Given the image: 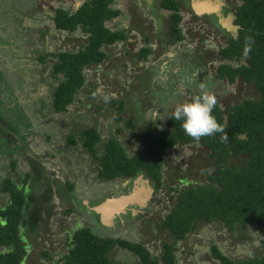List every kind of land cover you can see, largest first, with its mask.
<instances>
[{
	"label": "rangeland",
	"instance_id": "374dc122",
	"mask_svg": "<svg viewBox=\"0 0 264 264\" xmlns=\"http://www.w3.org/2000/svg\"><path fill=\"white\" fill-rule=\"evenodd\" d=\"M82 1L44 0V2L36 3V0H0V88H4L3 78L7 77L9 79L7 90L13 89L17 92L15 96L17 100L13 102L10 113L6 116H11L13 119L22 117L23 120L33 121L38 125L33 127L27 135L26 142L32 152L43 161L45 172H56L63 183L69 181L74 185L75 192L72 193L74 197L77 195L87 200L91 195H97L94 189L97 186L96 183L101 182L102 179L96 178L95 165H90L93 161L91 154L84 152L80 142L76 144L69 142L67 135L70 132L97 125L99 132L104 136L111 137L115 133L131 155L135 151L144 150L142 140L134 138L130 129L119 127L120 130H117V127L113 126L117 111L108 105L109 99L124 96L131 103V106L124 112V120L132 117L137 111L138 119L153 124V127H159V125L165 126L166 118L180 103L189 102L193 97L201 94L214 95L225 110L228 105L238 103L247 96H255L257 91L251 84L241 80L232 83L217 76V72L213 69L220 63L221 58L215 50L219 44L216 37L224 34V31L216 28V32L209 31L202 34L190 19L194 14L192 10L187 8L182 10L180 28L184 33L183 38L173 45H165L171 35H167L166 38L161 37L164 33L160 25L165 19L169 25L168 11L164 12L158 6V13L152 7L151 0H114L111 6L121 10V15L109 20L108 26L111 28L128 27L136 22L137 34L134 36L129 32L127 37L130 39L106 45L107 58L101 65L94 66L87 72L89 77L87 83H93L91 79L97 76L98 84L92 87L88 84L84 87L77 101L67 112L51 113L47 105L50 104L51 96L49 95L54 87L53 83L56 82L52 77V66L57 60L51 53L61 50L78 51L85 43L87 35L80 27L74 32L68 31L69 34L60 32L56 34L55 31L47 33L48 28L46 27H50L54 20L52 11L47 10V7L51 6L56 9L66 7V9L75 11V8L83 4ZM192 1L194 11H197L196 8L201 1L214 5L211 11L219 10L223 6L231 8L234 6L232 0ZM54 3H59V6L54 7L52 5ZM136 6L140 12L132 19L129 15L134 8L136 10ZM41 7L45 9L44 14L38 13ZM161 11L165 13V16ZM206 12L210 11L197 13L203 16ZM203 17H201L202 20H206V17ZM231 17L232 15L223 17L222 20L224 24L234 29V26L230 24ZM206 24L211 25V22ZM143 34L151 35L152 40L147 59L136 54L141 47ZM196 38L200 40V43L207 44L209 49L204 50L206 51L205 59L201 60L192 74L187 73L188 58L185 51L194 49ZM38 50L50 54L42 61L38 58ZM213 65H215L214 68ZM147 66L152 70L145 68ZM181 69L183 72H179ZM2 73H5V76H2ZM20 74L24 76L23 82L21 79L12 80ZM90 87L91 92L88 90ZM9 94L11 93L8 92L7 95L0 89V98L8 101L10 100L8 99ZM99 105L101 108L97 109ZM155 110H159V116L166 118L155 121L152 117V112ZM19 129L23 131L25 126L20 125ZM165 155L162 184L159 188L149 192L151 204L143 208L142 212L136 218L134 217L135 219L122 222L105 233V235L132 242L141 240L157 257L162 255L163 241L172 240L169 239L170 234L167 230L158 232L155 227L164 220L167 210L164 208L176 203L178 194L175 191L176 188H183L188 183L205 181L208 175L215 171L209 148L199 141L177 144L167 149ZM11 156L15 157L7 152H0V186L6 176H10L19 185H23L24 174L22 172L28 169L27 162H24L23 157H19L20 164L14 169L11 166ZM74 157L87 162H77ZM242 159L243 157L230 158L228 163L240 164ZM144 178H137L136 186L143 188L147 186L148 182L146 183L144 181L146 178ZM132 180L130 178L117 179V183L122 187L116 192L111 190L104 192L105 196L107 198L118 197L120 193L123 194L125 184ZM146 192L144 188V194ZM140 193L142 194L143 190ZM145 197L142 199L144 200ZM0 199V205H5L9 202L10 194H2ZM49 203L52 207L46 205L50 207L48 209L50 214L44 212L45 223H40L35 240L26 233L27 227L21 226L22 238L27 243L25 247L31 257L26 260L25 264H49L62 258L69 250L71 242L69 237H72L74 231L81 227L90 226L93 232L100 234L105 229L96 217L90 219L88 214L71 211L74 209L73 204L69 206L71 209L69 212L67 206L71 204L70 200L67 202L53 198V203L52 200H49ZM81 206L79 203L80 208ZM142 227H145L147 231L143 233L147 236L145 239L138 238ZM243 234L244 232L241 231L229 233L227 228L220 223L200 222L195 230L175 244L177 264H219L214 256V245L227 256L244 258L256 252L264 243V236L260 237L253 228L246 240H240ZM44 249L49 251L53 259L42 256ZM111 257L127 264H143L138 255L120 246L112 251Z\"/></svg>",
	"mask_w": 264,
	"mask_h": 264
},
{
	"label": "trees",
	"instance_id": "16d2710c",
	"mask_svg": "<svg viewBox=\"0 0 264 264\" xmlns=\"http://www.w3.org/2000/svg\"><path fill=\"white\" fill-rule=\"evenodd\" d=\"M113 1L87 0L74 12L58 9L55 16L58 28L74 32L80 27L87 37L78 51L61 50L51 53L57 58L52 66V77L56 82L53 83L54 87L49 95L50 104L47 105L51 113L67 112L77 101L85 85L84 69L88 65L103 63L107 58L105 46L127 37L125 29L107 26V21L121 14L119 9L111 6ZM157 1L164 11L171 13L170 41H179L183 38L180 28L182 15L179 12L183 3L180 0ZM238 2L232 13L239 29L236 37L228 35L227 43L220 52L221 62L216 72L218 77L229 82L241 80L251 84L257 94L230 104L225 110L216 100L212 114L227 131V140L221 141L220 133L194 140L186 135L181 121L174 118L175 110L168 119L169 129L152 127L153 125L138 119L137 111L124 121V112L131 103L123 98L109 101L108 105L117 111L113 126L120 130L119 127L123 128V122L134 138L142 139V152H134L131 155L115 133L111 137L104 136L99 132L97 125L72 131L67 135L69 142H80L84 152L91 154L94 162L90 165H95L96 178H132L134 181L140 176L142 179L145 177L146 182L150 179L152 186L156 188L162 184L167 148L193 141H199L209 148L215 171L209 174L205 181L188 183L179 189L177 204L160 225L161 229L169 231L174 241H165L162 255L157 257L140 242L114 238L105 235L104 231L100 234L93 232L90 226H84L74 231L68 252L49 264H127L111 257L117 246L134 252L143 264H177L175 244L195 230L200 222L220 223L229 233L244 232L240 240H246L252 228L260 237L264 236V0ZM38 51V58L42 61L50 54ZM149 52V49L144 48L142 56L146 57ZM9 92L10 100L0 98V136H6L0 138V152L10 154L22 146H28L26 136L38 125L33 121L23 120L22 117H10V120L5 118L4 111H10L13 102L17 100V92L13 89ZM18 107L20 108V105ZM100 108L101 105L97 107ZM20 122L22 123L19 124ZM20 125L26 126L24 132L19 129ZM12 144L15 145L11 147ZM18 145L22 146L17 147ZM26 155L33 166L39 167V171L45 173L44 166L39 160L34 161L29 150ZM238 157H243L240 164L228 163L230 158ZM74 158L80 163L87 162L80 161L79 157ZM11 164L15 169L16 160H12ZM42 177L37 180L30 170L23 177V185H19L10 176H6L1 182L0 196L8 193L10 199L7 204L0 205V264H25L28 258L31 259L25 247L27 243L22 238L21 226H26V233L36 239L44 212L50 214L45 203L55 194L53 187L60 190L66 186L69 191L75 192L74 185L69 181L62 183L54 171L50 173L47 184L44 183L45 177ZM56 193L58 194V191ZM105 200L95 199L85 204L79 199V203L82 205V212H87L92 218L96 217L105 227L104 230H107L110 227L101 222V213L95 209ZM134 217L131 211L123 213L122 216L115 217L114 223L117 224L125 218L132 220ZM213 250L219 264H264V243L256 252L244 258L227 256L215 245ZM42 256L53 259L47 249L42 251Z\"/></svg>",
	"mask_w": 264,
	"mask_h": 264
},
{
	"label": "flooded vegetation",
	"instance_id": "af4514ba",
	"mask_svg": "<svg viewBox=\"0 0 264 264\" xmlns=\"http://www.w3.org/2000/svg\"><path fill=\"white\" fill-rule=\"evenodd\" d=\"M147 1H149V0H147ZM182 3H183V5L181 6V8H180V10H179V12L181 13V15H182V10L183 9H189V10H192L193 12H194V14H192V18H190L193 22H194V24L196 25V29L197 30H199V32H201L202 34H205V33H208L209 31H212V32H216V28H219L220 30H223L224 31V34H222L221 36H218L217 35V37H216V41L217 40H219V44L217 45V47H216V51H217V54H218V56H220V52H221V49L223 48V47H225V45H226V43H227V40H228V35L230 34V35H233L234 37H236V35H237V32H238V29H239V26L237 25V24H235V22H234V16H233V13H232V10L234 9V7H235V5H237V4H239V2H238V0H232L233 2H234V6L231 8L230 6H228V7H225V6H223L222 8H220L219 10H213V11H210V12H206L205 14H203V16H205L206 18V20H202V18L201 17H203L202 15H200V14H198L197 13V11L195 10L194 11V8L192 7V3H193V1L192 0H180ZM157 0H151V5H152V7L159 13V7L161 8V9H163L162 7H161V5L158 3L157 4ZM212 5V4H211ZM159 6V7H158ZM212 6H214V5H212ZM138 8V6H136V10H135V8H134V10L132 11V13L129 15V17L131 18L132 17V19H134L135 18V16L134 15H139V12H140V10H139V8ZM121 11V10H120ZM164 11V10H163ZM161 11L162 13H163V15L165 16V13L164 12H166V11ZM170 14L171 13H169V12H167V16H168V18H167V21H168V19H170ZM121 15V14H120ZM123 15V14H122ZM230 15H232V17H231V20H230V24L232 25V26H234L233 28L234 29H232V27H230V26H228V25H226V24H224V22H223V17L224 18H226V17H228V16H230ZM196 17V18H195ZM182 19V18H181ZM203 19H204V17H203ZM163 22V23H162ZM161 23V30H162V28H163V30H162V33H164V34H162V36L161 37H165L166 38V36L167 35H169V25L167 24V22H166V19L164 20V21H162ZM170 22V21H169ZM208 22H211V25H207L206 23H208ZM136 22H133L130 26H128V27H124V26H118V27H116V29H125V31H126V33H133V35L135 36L136 34H137V31L135 30L136 29V27H137V24H135ZM207 25V26H206ZM114 28V27H113ZM182 34L184 35V33H183V30H182ZM226 35V36H225ZM150 36L151 35H147V34H143V41L141 42V47H140V49L137 51V55H139L140 57H142V58H145V59H147L146 57H148V55L150 54V52L148 53V55L146 56V57H143L142 56V50L144 49V48H147V49H149L150 50V46H151V42H152V40L150 39ZM207 37H209V34H207ZM129 37H126L125 39H122L121 41H126L127 39H128ZM130 39V38H129ZM224 39V40H223ZM120 41V40H119ZM178 41H176V42H174V43H172L171 41H170V38L167 40V42L165 43V45H173V44H175V43H177ZM116 43H118V42H116ZM162 45H163V43H161ZM206 49H209L208 47H207V44H202V43H200V40H197V38L195 39V42H194V49H189V50H186L185 51V53L187 54V58H188V60L186 61L187 63H186V65H187V69L189 70H187V73H194L195 72V70L198 68V66H199V64L201 63V60L203 61L204 59H205V52L206 51H204V50H206ZM210 49H212V48H210ZM213 50V49H212ZM135 54V55H136ZM221 58V57H220ZM192 60H194V61H192ZM215 61L213 60V64H215L214 63ZM220 62H221V59H220ZM220 64V63H219ZM218 64V65H219ZM218 65L214 68V66L215 65H213V71H215L216 72V70H217V67H218ZM194 67H196V68H194ZM145 68H148V70H152L151 68H149V66H147V67H145ZM157 69V68H156ZM176 70V69H175ZM185 71V70H184ZM179 72H183V70L181 69V70H179ZM5 76V73H2V76ZM22 74H20V75H18V76H16V77H14V78H12V80L14 81V80H16V79H21V82H23V78H24V76L22 77L21 76ZM3 82H4V88H0V89H2L7 95H8V92L10 91H8V92H6L7 91V88L6 87H8L7 86V84L6 83H9V81H8V78L6 77H4L3 78ZM229 82V81H228ZM6 84V85H5ZM194 92H196L195 90H194ZM15 93V92H14ZM198 94H201V93H199V92H197ZM198 94H196V95H198ZM117 98H123V99H126L124 96H122V97H116V98H112V99H117ZM109 101H110V99H109ZM108 101V102H109ZM126 101H127V99H126ZM109 104V103H108ZM141 110V109H140ZM136 112V111H135ZM135 115V114H134ZM171 114H169V116H170ZM5 116V118H7V119H9L10 117H8V116H6V115H4ZM169 116L166 118V120H165V126H163V125H159V129H169V126H168V119H169ZM10 120V119H9ZM125 121V120H124ZM123 123V122H122ZM121 123V124H122ZM147 124H149V123H147ZM149 125H153V124H149ZM157 126V125H156ZM153 127V126H152ZM123 128L125 129V128H127V127H125L124 125H123ZM122 128V129H123ZM129 129V128H128ZM11 130V129H10ZM26 130V126H25V129H24V131ZM11 131H13V130H11ZM24 131H22V132H24ZM2 137H6L5 135H3V134H1V136H0V138H2ZM143 137V136H142ZM26 138H27V136H26ZM138 140H139V138H137ZM142 140V139H141ZM142 142H144L143 140H142ZM144 144V143H143ZM13 145H15V144H12L11 145V147L13 146ZM28 145V144H27ZM177 145V144H176ZM176 145H174V146H176ZM22 145H18L17 147H21ZM173 147V146H172ZM27 148H28V150H29V152L31 153V155L33 156V159H34V161H35V159L36 160H39V162H40V164H42L43 165V161H41L39 158H38V156L36 155V154H34L33 152H32V150L30 149V147H28V146H25L24 148H23V146H22V148H20L19 150H14L13 151V153H10V155H13V156H15L14 158L11 156V163H12V160H16V162H17V166H16V168L18 167V165L20 164V161H19V157H23V159H24V162L26 163L27 162V167H28V169L27 170H24V172H22L23 174H24V176H25V173L26 172H28V171H30V170H32L33 171V175L35 176V178L38 180H40L41 179V177L42 176H44L45 178L44 179H46L45 180V184H47V181H49L48 180V177L50 176V171H46L45 173L44 172H40L39 171V167H35V166H33V163H31L30 161H29V158H28V156L26 155V152H28V150H27ZM167 149H170V147L169 148H167ZM166 149V150H167ZM136 152H138V151H135V153ZM67 160V159H66ZM12 165V164H11ZM163 172V171H162ZM56 173V172H55ZM57 174V173H56ZM163 174V173H162ZM58 175V174H57ZM51 177H52V174H51ZM58 177H59V175H58ZM43 178V177H42ZM138 179H142V177H137ZM136 178V179H137ZM97 179H98V177H97ZM117 179H125V178H117ZM117 179H114V180H101V182H97L96 183V188L94 189V192H96L97 193V195H91L90 196V199H87V200H85V199H81V198H79L77 195H76V198L73 196V194H72V191H69L68 190V188L66 187V186H64V187H61V189L59 190V189H57V188H55V187H53V191H54V193L55 194H53V196H52V198L50 199V200H52V203H53V198H59V199H61L62 201H64V200H66L67 202L70 200L71 201V204H69L68 206H67V210L68 209H70L69 208V206L70 205H74V209H72L71 211H76V212H79V213H82V214H88L87 212H82L81 210V208L79 207V199H80V201L81 202H83V203H85V204H87V203H89V202H93L95 199H103V198H105V199H107V197L105 196V193L104 192H107L108 190H111V191H113V192H116V191H119L118 189H120V187H122V185H119V183H117ZM129 179V178H128ZM130 179H132V178H130ZM135 179V180H136ZM130 181L129 183H126L125 185H126V187L124 188V190L122 191L123 192V194L122 193H120L121 195H131V194H133L134 192V195H132L131 197H130V199L131 200H133V202H131V203H129L126 207H125V209L124 210H122L121 212H117L116 214H114L113 216H112V219H111V223H110V225L109 224H106V222H104V219H103V216L100 214V220H101V222H103L105 225H107V226H109L110 228L109 229H112L113 227H115L116 225H119L120 223H122V222H128L129 220H127L126 218L125 219H123V220H121V221H119V223H117V224H115L114 222H115V217L118 215L119 217L120 216H122V214L124 213V214H127V213H129L130 211L135 215V218H136V216L137 215H139L141 212H142V209L143 208H145V207H148L149 206V204H151L150 203V198H151V196L149 197V192H151L152 190H154V189H156V187H153L152 186V184H151V182H150V179H148L147 181H148V185L147 186H144V188H145V190L147 191L145 194H147V196L144 194V188L143 187H138V186H136V181ZM22 182H23V178H22ZM63 183V182H62ZM103 183H106V184H103ZM129 184V185H128ZM54 186V185H53ZM124 186V185H123ZM159 188V187H158ZM179 189H181V188H176V190L175 191H177V193H178V191H179ZM143 190V193L141 194L140 193V191H142ZM58 191V194L56 193ZM121 195H119V196H121ZM93 196V197H92ZM118 196V197H119ZM142 196V197H141ZM146 196V197H145ZM145 197V199L143 200L142 198H144ZM177 197H178V194H177ZM122 202H124L123 204H122V206L123 205H125V201H124V199H122ZM49 202H46L45 203V205L47 204V205H49V206H51L52 207V205L49 203ZM177 204V200H176V203L174 202L172 205H168L167 206V208H164V210H166V213H165V215H164V219L166 218V216L172 211V209H173V207L175 206ZM46 205V207L49 209L50 207H48ZM122 206H119L118 205V207L119 208H121ZM57 208V207H56ZM117 208V207H116ZM60 210H61V208H60ZM71 211H69V212H71ZM51 212H52V210H51ZM89 215V217H90V219H92V216L90 215V214H88ZM45 216V215H44ZM124 216H126V215H124ZM134 218V219H135ZM133 220V219H132ZM164 221V220H163ZM162 221V222H163ZM44 222V219L42 220V222H40V223H43ZM45 223V222H44ZM39 225H41V224H39ZM161 225V224H160ZM160 225L158 226L157 225V227H155V230H157L158 232L159 231H166V229H161V227H160ZM108 230V229H107ZM107 230H104V233H106V231ZM168 231V230H167ZM169 232V231H168ZM140 236L138 237V238H146L147 236H145L143 233H147V231L145 230V227L143 228H141L140 229ZM71 238L72 237H69V239H70V241H71ZM169 239H172L171 241L173 242L174 241V237H172V236H170L169 235ZM166 241V240H165ZM165 241H163V243L165 242ZM171 241H168V242H171ZM140 243H142L143 241H139ZM142 244H144V242L142 243ZM145 245V244H144ZM70 246L71 245H69V248H70ZM163 249H164V247H163Z\"/></svg>",
	"mask_w": 264,
	"mask_h": 264
},
{
	"label": "clouds",
	"instance_id": "9594fccd",
	"mask_svg": "<svg viewBox=\"0 0 264 264\" xmlns=\"http://www.w3.org/2000/svg\"><path fill=\"white\" fill-rule=\"evenodd\" d=\"M215 104L216 99L212 94L196 96L189 102L180 103L175 108L173 116L176 120L181 121V127L184 129L186 135L192 137L194 140L220 133V140L224 141L227 140L228 133L212 114ZM152 117L155 121L166 118L159 116V110L153 111Z\"/></svg>",
	"mask_w": 264,
	"mask_h": 264
},
{
	"label": "water",
	"instance_id": "95a60500",
	"mask_svg": "<svg viewBox=\"0 0 264 264\" xmlns=\"http://www.w3.org/2000/svg\"><path fill=\"white\" fill-rule=\"evenodd\" d=\"M196 9H197V12H199V8H196ZM200 11H211V10L202 9ZM134 193L131 195H121L119 197L107 198L104 202L96 206L95 209L101 213V215L103 216L104 222L110 225L112 216L116 214L117 212H121L122 210L125 209V207L129 203L133 202V200H131L130 197L134 195ZM119 199H124V201L126 202L125 205H123L121 208L118 207L119 202L117 201H119Z\"/></svg>",
	"mask_w": 264,
	"mask_h": 264
},
{
	"label": "crops",
	"instance_id": "0c3cea01",
	"mask_svg": "<svg viewBox=\"0 0 264 264\" xmlns=\"http://www.w3.org/2000/svg\"><path fill=\"white\" fill-rule=\"evenodd\" d=\"M59 0H56V2H58ZM87 1V0H86ZM37 2H44V0H36V3ZM83 3L85 2V0H83L82 1ZM54 7H58L59 6V3H54V4H52ZM82 5V4H81ZM80 5V6H81ZM79 6V7H80ZM79 7H77V9L79 8ZM58 9H65V10H68V11H70V12H74V11H71V10H69V9H66V7H59V8H51V6H49V7H47V10H50V11H52V14H53V24L50 26V27H46V28H48V29H46V31H47V33H51V32H56V34H57V32H60V33H62V34H64V33H67V34H69V32H68V30L66 31L65 29H60V28H58L57 26H56V24H55V16H56V13H57V11H58ZM75 10H76V8H75ZM38 13L39 14H44L45 13V9H42V7L39 9V11H38ZM116 18V17H115ZM114 19V18H113ZM58 36V35H57ZM87 37V36H86ZM85 41H86V39H85ZM102 63H100V64H96V65H88L85 69H84V73H85V76H86V82H85V85H84V87H86L88 84L89 85H91V87L92 86H95L96 84H98V78H96V77H93L91 80H92V82L93 83H87V80L89 81V77H88V74H87V72L89 71V69L90 68H93L94 66H99V65H101ZM8 81H9V79H8ZM14 81H17V80H14ZM19 82V81H18ZM20 83V82H19ZM7 84V86L9 85V83H6ZM98 86V85H97ZM9 87V86H8ZM84 87L82 88V89H84ZM91 87L88 89V90H91ZM9 91V89L7 90V92ZM7 101V100H6ZM72 106V105H71ZM70 106V107H71ZM10 113V111L8 110L7 112H5L4 111V114L6 115V114H9Z\"/></svg>",
	"mask_w": 264,
	"mask_h": 264
},
{
	"label": "bare ground",
	"instance_id": "6f19581e",
	"mask_svg": "<svg viewBox=\"0 0 264 264\" xmlns=\"http://www.w3.org/2000/svg\"><path fill=\"white\" fill-rule=\"evenodd\" d=\"M198 8L199 11L202 9H211L213 8L210 2L207 1H201L198 3ZM119 202V206H122L123 202L122 201H118Z\"/></svg>",
	"mask_w": 264,
	"mask_h": 264
}]
</instances>
